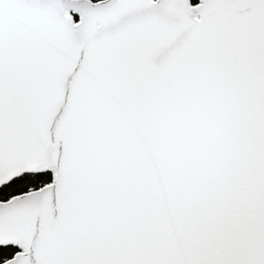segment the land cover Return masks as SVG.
I'll list each match as a JSON object with an SVG mask.
<instances>
[{
	"label": "snow or ice",
	"instance_id": "6c2138e0",
	"mask_svg": "<svg viewBox=\"0 0 264 264\" xmlns=\"http://www.w3.org/2000/svg\"><path fill=\"white\" fill-rule=\"evenodd\" d=\"M0 264H264V0H0Z\"/></svg>",
	"mask_w": 264,
	"mask_h": 264
}]
</instances>
